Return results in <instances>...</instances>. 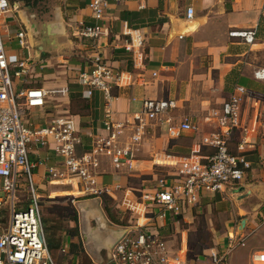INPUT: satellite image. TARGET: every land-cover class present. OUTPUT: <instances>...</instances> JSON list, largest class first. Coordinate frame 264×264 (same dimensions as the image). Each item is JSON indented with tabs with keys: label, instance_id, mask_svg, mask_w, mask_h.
<instances>
[{
	"label": "crops",
	"instance_id": "0c3cea01",
	"mask_svg": "<svg viewBox=\"0 0 264 264\" xmlns=\"http://www.w3.org/2000/svg\"><path fill=\"white\" fill-rule=\"evenodd\" d=\"M88 1L59 0V6L54 7L52 19L46 21V26L50 24L48 28L39 25L24 10H18L14 6L11 16L7 17L3 24V36L9 52L30 57L34 63V70L27 82L18 84L17 87L30 86L33 81L40 83L33 87L64 90L63 93H59L62 95L54 96H58L69 105L68 108L73 115H76L82 133H104L102 119L105 107L101 93L97 91L90 98H83L82 87L77 83L78 73L92 67L90 58L96 53L100 54L106 63L122 72V84L113 90L115 98L112 101V114L115 119L128 117L146 98L177 100V112L187 116L193 129L172 137L165 125L150 128L130 169H114L107 160L102 163L105 172L99 181L105 184L102 177L108 175L110 183L105 185L119 183L122 186V189L116 193L117 199L111 198L116 200L115 206L119 212L126 213L118 207V203L124 195L125 187L135 194L133 188L127 184L129 175L151 174L155 178L154 185L141 189V191L149 190L155 187L156 178L161 176L155 170L158 166L171 163V168H174L172 163L180 157L191 153L210 154L212 148L203 144L201 139L206 133L217 129V125L213 120L207 119L208 115L219 110L222 102L233 92L236 85H243L248 89L255 87L256 80L259 79L254 77V80L249 75L250 63L247 61V53L250 47L255 45L258 31L264 27L263 22L258 24L259 7L264 0H124L122 2L109 0L105 17L101 21L103 34L95 39L78 33L83 25L93 23ZM189 6L193 8V16L190 19L186 18V8ZM255 25L257 34L251 45L228 35L230 29ZM133 29H138L143 36V59L133 57V52L124 48L130 39L124 31ZM20 30L25 33L26 47H22L16 37V33ZM73 47L80 50V61L74 65L70 63L69 57H64L65 54L55 57L49 54L54 49ZM54 59L58 63L61 62L58 68L50 67ZM68 65L69 70L74 69L71 78L75 84V87L72 86L75 91L72 92L66 80L67 75L63 77L58 74L65 72V67ZM34 78L39 79L34 80ZM70 92L74 95L70 96ZM51 98L53 95L49 94L43 112ZM257 106L259 107L254 99L244 102L243 112H248V123H251V114ZM42 111L33 109L30 112ZM65 111L68 110L57 109V115ZM233 134L238 135L235 143L232 142ZM233 134L229 143L231 149L235 151L241 135L238 131ZM249 138L251 143L246 155L252 166L241 184V191L228 194L203 193L184 213L177 216L167 215L164 220L158 222L159 226H156L167 240L166 232L169 229L173 226L178 227L177 224L183 217L192 216L196 207L200 209L203 207L210 213V220L214 217L217 224H220L214 226L213 230L224 233L222 236H219L222 233L218 236L214 235L215 244L207 248L201 261L207 260V254L212 248L218 251L224 250L228 236L232 234L237 236L245 234L246 239L252 235L253 251L264 250V228L261 227L264 224V201L252 199L256 192L264 197V189L261 184H256V181L247 179L249 175L254 178L264 175L262 162L264 126L256 127L255 132L249 133ZM86 142H89L87 138ZM166 157L173 160H168ZM30 158L44 159V164L35 170L36 189H47L51 185L66 186L69 189L68 196L73 199L71 200L77 212L79 234L62 233L60 245L63 251L72 256L73 260L70 264L92 262L98 264L102 259L100 252L105 250L108 254L109 245L120 230H126L125 225L128 223L125 222L124 225L113 223L102 207L101 196L84 197L71 186L50 182L45 166L57 160L52 150L42 147L33 149ZM50 192H59V190H50ZM243 218L245 225L242 232L238 227ZM130 220L134 221L131 213L128 221ZM145 221L146 219L140 218V222ZM70 224L72 222H69V226H73ZM71 243L78 244V252L70 246ZM80 244L84 255L80 254ZM168 245L174 255H181L180 258L185 257L189 262L186 234L182 233L179 246L175 249L169 243ZM235 251L230 255V262ZM82 259L83 263H81Z\"/></svg>",
	"mask_w": 264,
	"mask_h": 264
},
{
	"label": "built area",
	"instance_id": "2783aa9c",
	"mask_svg": "<svg viewBox=\"0 0 264 264\" xmlns=\"http://www.w3.org/2000/svg\"><path fill=\"white\" fill-rule=\"evenodd\" d=\"M122 2L124 0H114ZM109 0H89L93 23L83 25L79 35L91 39L103 34L101 21ZM14 10L9 0H0V264H57L47 246L42 224L39 194L34 174L44 159L31 160L33 149L42 147L53 151L56 161L45 166L50 182L73 187L84 197L108 195L117 199L119 183L105 185L100 177L107 160L114 169H130L148 129L165 125L170 136H179L193 129L185 115L177 112L178 103L172 98H146L128 117L115 119L112 114L113 90L122 84V72L106 63L100 54L90 58L91 68L77 75L82 97L90 98L95 91L104 100L102 119L104 133H82L76 115L65 111L42 122L29 121L27 113L43 110L49 94L58 95L62 89L26 86L34 70L30 57L8 51L3 36L5 19ZM193 16V8H186V18ZM264 23V3L259 7L258 24ZM130 36L124 48L133 57L143 59L144 39L138 29L125 30ZM22 30L16 33L22 47H26ZM257 26L234 28L230 37H237L251 45ZM256 79H264V68L254 71ZM251 92L236 85L219 110L208 115L217 129L206 133L201 141L212 148L207 155L191 153L172 163L174 169L157 178L154 188L141 191L139 196L125 187L118 207L131 213L133 222L125 225L124 234L114 243L108 257L111 264H192L181 255H174L166 238L156 226L167 215L177 216L195 204L203 193H235L242 190L252 162L247 158L251 143L249 133L264 126V110L256 107L248 123L243 112ZM240 138L233 151L230 138L234 132ZM86 138L89 142H86ZM264 163V157L262 158ZM25 190L26 195H21ZM19 192V194H18ZM21 196V198H20ZM73 200V199H72ZM27 202L25 207L20 204ZM140 218L146 219L140 222ZM247 235H230L224 250L212 248L207 254L209 264H231L230 255L246 244ZM250 264H264V250H254Z\"/></svg>",
	"mask_w": 264,
	"mask_h": 264
},
{
	"label": "rangeland",
	"instance_id": "374dc122",
	"mask_svg": "<svg viewBox=\"0 0 264 264\" xmlns=\"http://www.w3.org/2000/svg\"><path fill=\"white\" fill-rule=\"evenodd\" d=\"M9 2L14 6L17 7L18 10H24L27 15H29L32 19H34L36 22H38L39 25H45L47 20L52 19L53 16V11L55 10L54 7L59 6V0H41L35 7L32 9H29L23 5L22 2L20 1H14ZM255 45H252L250 47V51L247 53V61L250 63V74L251 77L255 80L254 78V71L259 69V68H264V27H261L260 30L258 31V37L254 43ZM16 47V45H15ZM80 50L76 47L73 48H61V49H54L52 50L49 54L50 56H57V55H64L65 58L70 59L71 64L78 63L80 61ZM53 64L50 67L53 68H58L59 64L57 60H52ZM64 69V68H63ZM69 70V65L65 67V72L58 73L60 76L65 77L67 75V83L71 87V92L75 91V84L73 83V80L71 78L72 72L74 69L70 68ZM38 70V69H37ZM70 71V72H69ZM38 72V71H37ZM70 73V74H69ZM70 75V76H69ZM39 78H34V80H38ZM256 85L255 87L247 89L251 92V98L257 101V104L261 109H264V79L261 80H256ZM30 86H38L40 85L39 82H31L29 84ZM70 92V96L74 95L73 93ZM97 92V91H95ZM49 100L48 106L44 109V112H30L27 113V117L29 121H32L34 123L38 121H42V117L44 118H50L55 115H57V109L60 110H68L69 113H72L71 110L68 108L69 105L65 103L62 99H59L58 96H54ZM62 94H59V96ZM58 97V98H55ZM77 102V101H76ZM52 113V114H51ZM42 114V115H41ZM53 115V116H52ZM238 139V135H234L232 137V142L235 143L236 140ZM185 143V140H184ZM233 146V145H232ZM168 160H173L170 158H167ZM164 166H158L156 172L162 176H166L168 171L173 170L174 168H171V163L169 164H162ZM264 174V173H263ZM247 179H250L251 181H256V184H261L262 188L264 189V175L263 177H251L250 175L247 177ZM103 183L108 184L110 183V178L108 175H103L102 177ZM157 180V178H156ZM128 185L131 186L133 189V192L139 196L141 193V189L147 188V187H152L155 182V178L152 177L151 174H138V175H129L127 178ZM258 181V182H257ZM54 186L55 188H52ZM244 189V188H243ZM38 193L40 195V207H41V215L43 217H51L53 222L60 221L64 217H67V210L70 209V206H73L72 200H70L68 196L69 194L67 191H69L68 187L66 186H55L51 185L49 188L45 189H37ZM50 190H59V192H50ZM62 190V191H60ZM26 191L22 190L21 195H26ZM19 194V192H18ZM101 200H102V207L106 205L109 207L111 212L118 217L119 221L122 222H133V221H128L129 219V214L130 212H119V210L116 208V200L114 201L110 196L102 194L100 195ZM21 198V196H20ZM253 200H259V201H264V197L260 196L257 192L254 193ZM27 202H23L20 204L21 207H25ZM71 204V205H70ZM69 205V206H68ZM74 207V206H73ZM251 208V207H250ZM203 211V212H201ZM77 213V212H76ZM123 213V214H122ZM211 215L207 211L204 210L202 207H196L194 210V213L192 216H185L183 217L180 222L177 224L178 227L173 226V228L169 229L166 234L168 243L175 249L176 247L179 246L180 239L182 233L184 235L186 234V241H187V259L189 263L192 264H209L207 260L204 259V261H201V259L204 258L203 254L205 251H207V248L215 244L216 236H218L221 233L216 232L213 230V227L220 224L215 221L214 217L213 220L210 218ZM133 220V219H132ZM72 222V221H70ZM115 223V222H113ZM74 223L72 222V224ZM264 228V224L261 226ZM243 232V231H242ZM224 233V232H223ZM223 233L219 236H222ZM59 234V233H58ZM57 234V235H58ZM215 240H214V235ZM62 243V242H61ZM60 243V245H61ZM59 247L54 250L52 253V257L56 261L57 264H70L71 261L73 260L72 256L70 253L63 251L62 248ZM240 250L234 252V254L231 257V262L233 264H250V254L254 249L253 245V236H249L248 239H246V246L239 248ZM76 250L77 247H76ZM101 257L102 259L99 261L98 264H111L109 262V259L107 258V252L101 251ZM83 259L81 263H83ZM75 264V263H74ZM95 264V263H91ZM97 264V262H96Z\"/></svg>",
	"mask_w": 264,
	"mask_h": 264
},
{
	"label": "trees",
	"instance_id": "16d2710c",
	"mask_svg": "<svg viewBox=\"0 0 264 264\" xmlns=\"http://www.w3.org/2000/svg\"><path fill=\"white\" fill-rule=\"evenodd\" d=\"M10 1L11 2L20 1L23 3V5L25 7L32 9L41 0H10ZM69 198H70V200L72 199L71 197H69ZM104 210H105L108 218L112 222H115V223L120 224V225L125 224V222L119 221L118 217H116V215H114L111 212V210L109 209V207H107L106 205H104ZM67 211H68L67 212L68 216L64 217L60 221L53 222L51 217H43L42 218V224H43V229H44V233H45V237H46V243H47V246H48L50 252H53L54 250H56L59 247V245L62 241L61 240V234L62 233H64V235H66V234L67 235H78L79 234V232H78V217H77V213H76L75 208L71 205L70 209ZM70 221H72L74 223V225L71 227L69 226ZM70 246L75 251L76 247H78V244L71 243ZM76 251L78 252L79 249ZM83 253H84L83 248H82V245L80 244V254L84 255Z\"/></svg>",
	"mask_w": 264,
	"mask_h": 264
},
{
	"label": "water",
	"instance_id": "95a60500",
	"mask_svg": "<svg viewBox=\"0 0 264 264\" xmlns=\"http://www.w3.org/2000/svg\"><path fill=\"white\" fill-rule=\"evenodd\" d=\"M50 24H47V26L45 25L46 28L49 27ZM245 225V219L243 218L241 221H240V224H239V227H238V230L239 231H242L243 227ZM125 232V229H122L119 231L118 235L116 238L113 239V242L111 243V245H109V249L111 250V248L113 247L114 243H116V241L124 234ZM110 250L107 254V256L109 257L110 256Z\"/></svg>",
	"mask_w": 264,
	"mask_h": 264
}]
</instances>
